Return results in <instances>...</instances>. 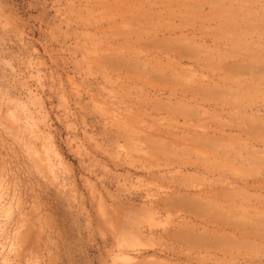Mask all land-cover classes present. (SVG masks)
<instances>
[{
	"label": "rangeland",
	"instance_id": "obj_1",
	"mask_svg": "<svg viewBox=\"0 0 264 264\" xmlns=\"http://www.w3.org/2000/svg\"><path fill=\"white\" fill-rule=\"evenodd\" d=\"M0 264H264V0H0Z\"/></svg>",
	"mask_w": 264,
	"mask_h": 264
}]
</instances>
